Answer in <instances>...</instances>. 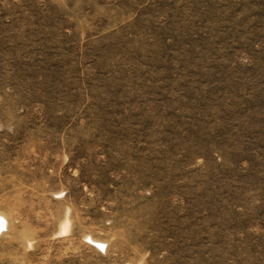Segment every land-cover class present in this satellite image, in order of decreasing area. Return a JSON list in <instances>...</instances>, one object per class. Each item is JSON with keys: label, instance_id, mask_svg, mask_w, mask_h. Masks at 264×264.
Wrapping results in <instances>:
<instances>
[{"label": "rangeland", "instance_id": "374dc122", "mask_svg": "<svg viewBox=\"0 0 264 264\" xmlns=\"http://www.w3.org/2000/svg\"><path fill=\"white\" fill-rule=\"evenodd\" d=\"M0 264H264V0H0Z\"/></svg>", "mask_w": 264, "mask_h": 264}, {"label": "bare ground", "instance_id": "6f19581e", "mask_svg": "<svg viewBox=\"0 0 264 264\" xmlns=\"http://www.w3.org/2000/svg\"><path fill=\"white\" fill-rule=\"evenodd\" d=\"M67 226V224H65V227Z\"/></svg>", "mask_w": 264, "mask_h": 264}]
</instances>
